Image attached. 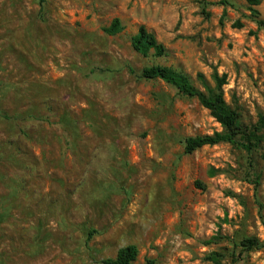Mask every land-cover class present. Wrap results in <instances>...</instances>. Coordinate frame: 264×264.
<instances>
[{
	"label": "rangeland",
	"instance_id": "1",
	"mask_svg": "<svg viewBox=\"0 0 264 264\" xmlns=\"http://www.w3.org/2000/svg\"><path fill=\"white\" fill-rule=\"evenodd\" d=\"M0 0V264H102L134 245L135 264H264V145L186 154L221 132L197 99L145 67L187 75L246 127L264 116V0ZM114 19L124 31L106 34ZM145 26L167 49L143 57ZM132 69V73L129 71ZM92 233V234H91ZM92 235V236H91ZM215 237L212 244L207 242Z\"/></svg>",
	"mask_w": 264,
	"mask_h": 264
},
{
	"label": "trees",
	"instance_id": "2",
	"mask_svg": "<svg viewBox=\"0 0 264 264\" xmlns=\"http://www.w3.org/2000/svg\"><path fill=\"white\" fill-rule=\"evenodd\" d=\"M250 11L255 17L259 16L256 9L263 0H245ZM263 21H258L259 26H263ZM124 31V27L119 19H114L111 25L105 29L106 34L115 36ZM131 44L135 51L143 57H148L151 53L160 58L166 56L167 49L145 26L139 27L137 33L132 37ZM132 73V69H129ZM141 78L145 80H160L175 89L184 97L197 99L201 106L210 111L211 116L221 125L222 131L213 135L190 137L184 141V151L186 154H193L195 151L205 146H215L219 144H230L240 150L252 154L262 149L264 145V116L260 117L258 125L246 127L241 122L239 113L233 109L225 99L224 86L227 85V76H220L217 72L213 75L215 87H212L207 79L199 74L198 78L204 87V91L194 86L190 78L173 68L153 65L145 67L141 72ZM264 159V155H263ZM92 234V233H91ZM92 236V235H91ZM217 239L211 238L207 244H212ZM242 252L264 249V242L255 237L243 238L239 244ZM139 255L138 248L134 245L127 246L119 250L115 258L102 261V264H135ZM222 256L218 253H211L205 257V261L213 264H221ZM144 264H155L151 259Z\"/></svg>",
	"mask_w": 264,
	"mask_h": 264
}]
</instances>
